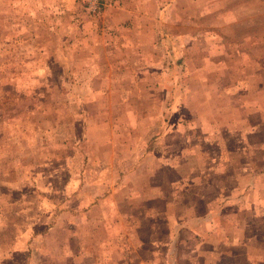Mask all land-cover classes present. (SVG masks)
Wrapping results in <instances>:
<instances>
[{
	"label": "rangeland",
	"instance_id": "rangeland-1",
	"mask_svg": "<svg viewBox=\"0 0 264 264\" xmlns=\"http://www.w3.org/2000/svg\"><path fill=\"white\" fill-rule=\"evenodd\" d=\"M142 44L150 47L133 49ZM254 99L264 109V0H0V213L7 217L0 218V256L12 246L20 208L28 207L22 217L39 208L41 214H56L67 187H92L89 178L110 167L109 160L103 168L95 156L99 148L88 140L92 136H83L82 125L93 120L106 136L112 125L114 136L129 140V149L144 158L124 164L125 169L160 168L172 177L161 193L152 185L156 180L145 179L152 189V214L146 219L148 208L135 198L142 209L120 223L122 239L116 243L118 251L128 248L130 264H264V229L253 226L252 219L241 221L244 211H236L252 194L221 205L227 194L222 172L236 173L244 163L222 165L226 153L209 126V109H241L244 100L253 109ZM213 117L215 122L220 116ZM181 123L192 128L181 132L191 140L179 147L183 137L174 139L173 130ZM205 134H211V145L193 142ZM233 135L230 156L246 154L247 146H237ZM158 149L165 164L154 157ZM180 149L176 176L169 161ZM120 150L125 155L127 148ZM74 154L79 159L71 163ZM118 177L127 179L122 173ZM205 185L210 193L203 196L213 208L207 218V204L193 198L201 196L193 186ZM190 211L205 220L200 240L188 239L184 231L186 243L183 239V246L168 255L172 239L180 242V226L191 223L186 221ZM226 233L244 239V248H232L234 243L227 248L221 241ZM105 244L101 253H108L110 243Z\"/></svg>",
	"mask_w": 264,
	"mask_h": 264
},
{
	"label": "crops",
	"instance_id": "crops-1",
	"mask_svg": "<svg viewBox=\"0 0 264 264\" xmlns=\"http://www.w3.org/2000/svg\"><path fill=\"white\" fill-rule=\"evenodd\" d=\"M118 13L121 12L118 11ZM149 47L148 44H142L141 46H134L133 49L139 51ZM146 80H148V76L145 77L144 81ZM244 101L245 103L241 109H209V112H211L210 115H212V122H210L209 126L216 138L215 144L220 145L221 153H224V155L226 153L225 159L223 156L222 165L224 166V161H226L227 167H229L230 160H238L244 163L236 173L233 169L230 170L229 168L222 172V179L227 180V182L225 181L226 183L224 182V188L227 190V194L224 197V201L221 202V205L224 208V206L230 204L229 202L237 198L239 200L241 195L244 196L250 192V194H252L251 199L249 197L248 199L243 197L245 200L241 199V202L248 204H244V208L242 207L243 204H241V207L236 211H244V213L240 215L242 216L241 221L244 219H252L253 226L255 225L259 227V229H264V224H261L264 219V109H261V103L256 99H254L253 102V109H249L246 100ZM178 112L179 111H175L174 115H178ZM214 114L220 116L215 122L213 117ZM91 121L92 122L88 121L86 124L84 123L82 125L83 136H86V134L87 136H92L88 137V140H91V142L99 148V154L95 156H98L102 162H104L102 164L103 168L106 165L105 162L109 160L110 167H108L107 170H98L97 179L93 181H91V177L88 180V175H86V172H83V180H86L85 183H87L88 180L90 185H92V182L94 186L92 185L91 187L87 185V183L86 185L82 184L79 189L78 186L71 190L70 187H67L65 189V195L67 196L60 202L63 205L56 202L57 207L60 205V209L57 210L56 214L54 212L41 214V209L39 208L37 214L22 217V213L27 210L28 207L20 208L17 213V229H14L15 223L13 224L14 236L13 240L10 241L12 246L8 249L9 253L5 252L4 255L0 256L6 259L5 264H130L127 259L129 256L128 248L119 246L120 249L118 251L117 243L122 239V235L120 237V223L125 225L126 220L123 221V217L126 219L129 214V217L132 219L134 215L133 210L142 209L141 203L135 201V198H137V200L142 199L141 202L148 208L146 219L152 214V212H149L148 207V205H150V193L152 189L149 188L145 179L150 180L153 178L156 180L152 185L157 186L159 193H161V188L163 184H165V181L172 179V177H167V173L163 172L160 168L153 171L152 169H148V172L147 169L137 166L134 169L132 168V171L125 169L124 164L131 163L132 161L143 163L144 158L140 159L139 155L135 154L134 150L129 149V145H127L130 144L129 140L124 141L118 138L117 135L114 136L112 125L110 135L106 136L105 132H102V129L97 128H102L103 125L100 126L96 121ZM190 124L192 123H188L189 127H186L187 124L184 123L174 124V139L179 136L180 140V138L183 137V141H177L179 147L184 145L185 140H191L190 137L181 134L184 129L188 128L190 130L192 128ZM131 125L132 124L129 123L128 127L130 128ZM91 130L94 131L93 134H91ZM232 134L239 139V143H236L237 146H242V144L243 147L247 146L244 151L246 154H239L238 157L230 156L229 146L231 144L229 139ZM210 137L211 134L201 135L198 140L194 139L193 142L198 146L207 145V143L211 145L213 140ZM141 145L144 147L145 142L141 141ZM120 146L127 148L125 155L122 153L124 150H120L119 152ZM148 151L149 145L148 150H144L147 159H149ZM179 152L180 153H177V150H174L172 155L173 159L169 161L170 168L172 167L175 169L174 161H176V157H178V161L181 162V149ZM77 157L78 156H75V154L70 157L71 163L79 159ZM98 157H95L94 160L97 161ZM154 157L160 164L166 163L163 159L165 155L162 149H158L154 153ZM82 161L85 163V157H83ZM111 162L119 164L112 166ZM176 170L177 169L173 172V175L178 176L179 174ZM121 173L127 178L126 180L125 178L123 179V177H118ZM129 177H132L134 181H128ZM175 177H173V181H175ZM246 177L249 180L243 181ZM166 178L168 179L166 180ZM47 187L48 186H46V188ZM82 187H85L84 191ZM193 190H195L196 194L201 195L199 197H193L196 198L195 201H204L207 204L205 207V215H203L207 218L211 214V210H213V208L208 206L210 200L203 196V194L210 193V191L208 192V186H193ZM46 195H48V191H46ZM139 196L142 198H139ZM49 197H51L52 200L53 194ZM238 200H236L235 203H237ZM154 201L155 200L152 202ZM223 202H225L226 205H223ZM250 202L253 203L251 207ZM197 206L198 205H196V207ZM144 209L145 207L143 206V210ZM0 210H2V208H0ZM172 212L176 215L174 211ZM187 216L186 221L189 220L191 223H188L189 225L186 227L185 225L180 226L177 234L180 242L177 243L178 240L176 241V237L172 239L173 243L169 246L170 251L168 255H174V253L179 250L180 246H183L182 240L186 237L185 234H182L184 231L190 233L188 239L194 242L200 240L198 239L200 237L199 233L205 228L203 225L205 220H199L200 216L194 214L193 211L188 212ZM0 218L3 221L7 219V217L1 213ZM40 219L46 222L45 225H43L44 223L41 221L42 227L40 225ZM182 219H178L177 223L186 224L187 222ZM228 220L229 223L233 221L230 217H228ZM49 221L51 225H48ZM243 223L246 225L248 221H243ZM259 223L261 226H259ZM147 224L150 225V221ZM1 229H3L2 221H0V230ZM233 232H236V229H234ZM233 236V233H226V236L223 234L221 241L226 240L225 244L229 245L227 248H231V244L233 243L232 248L236 249V246L244 248L245 245L243 242L245 240L238 238L234 239ZM219 240L220 239L217 241ZM234 240L239 243H236ZM105 242L110 243V246L107 247V249L109 248L108 253H101L102 247L104 246L105 248ZM183 242L186 243L185 239ZM245 255L246 251L243 249L242 256L245 257ZM106 257L116 258L112 262L104 263ZM166 257L170 259L167 255ZM204 257L208 258V255L205 254ZM173 261L175 262V260ZM209 262L210 260L205 264ZM1 264H3V261Z\"/></svg>",
	"mask_w": 264,
	"mask_h": 264
},
{
	"label": "trees",
	"instance_id": "trees-1",
	"mask_svg": "<svg viewBox=\"0 0 264 264\" xmlns=\"http://www.w3.org/2000/svg\"><path fill=\"white\" fill-rule=\"evenodd\" d=\"M71 151H68V153H70Z\"/></svg>",
	"mask_w": 264,
	"mask_h": 264
}]
</instances>
